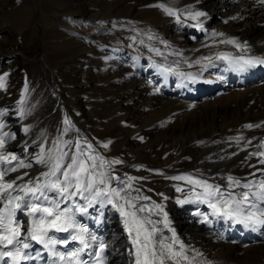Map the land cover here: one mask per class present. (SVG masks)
Instances as JSON below:
<instances>
[{"label": "bare ground", "instance_id": "1", "mask_svg": "<svg viewBox=\"0 0 264 264\" xmlns=\"http://www.w3.org/2000/svg\"><path fill=\"white\" fill-rule=\"evenodd\" d=\"M83 1L96 8L97 23L90 24L89 27L82 24L83 28L80 29L75 22L61 28L64 31L61 36H67V39H62L60 43L75 44L79 39L82 51L77 59V65L85 68V72L89 70L91 74L92 69L103 63L107 64L106 71L109 72L104 77L106 80L102 78L107 83L98 90L101 92L96 96L97 101L89 104V117L86 119L81 118L82 111L74 113L68 108L60 89L54 92L55 102L52 110L57 112L58 118L51 138L55 139L61 135L63 121L67 116L75 128L65 134L63 139H76L78 136L86 139L107 159L108 153L118 144L122 147L124 141L125 158L129 162L144 165L139 167V170L146 172L147 176L138 179L143 186L137 182L138 180L134 182L135 186L141 189L142 195L151 197V200L157 203L162 202L161 196L153 195L145 187L150 186V181L154 180L155 176L162 178L163 185L159 193L168 197L163 203L171 221L170 226L175 230L179 241L185 245L187 255L196 257L195 264H264V244L243 248L218 242L199 226L200 220L197 221V215L194 214L197 212L209 214L211 210L208 206L196 203L178 205L177 198L188 195V186L183 181L166 178L199 172L210 182L222 185L226 183L224 178L228 175L242 181L264 178L256 172L257 168H264L258 164L257 157L245 161L249 152L257 151L256 145L259 143L260 135L264 134V85L243 91L232 90L217 98L197 102L181 101L177 97V94L185 91L196 94L198 92L196 84L211 86L218 83L213 75H209L210 67L205 68L207 61L189 67L192 61L214 56L226 50L237 51L234 45L214 43L212 32L224 34L223 37H216V41L227 38L241 43L246 39L251 44V51L264 55L263 0H198V2L171 0L169 6L174 9H185L189 5H194L196 10L205 12L207 17L200 18L203 21V31L186 26L196 23L192 20H186L185 26L177 24L174 16L167 15L161 8L155 6L167 0ZM37 2L38 0H0V24L1 20L5 19L4 16L14 12L17 17L14 16L16 25L21 31L31 22L33 6ZM181 19H184L183 15ZM48 23L44 29L49 31L51 27ZM0 31L2 33L0 66H3L12 62L9 55L14 53L9 51V46L7 47L10 43L7 32ZM149 33L155 35L157 39L149 41L147 39ZM133 36L137 37L135 44L130 39ZM48 39L50 40L49 36ZM141 39L144 40V44L139 43ZM148 45L159 48L163 55L157 56L150 52ZM176 52L182 55H169ZM135 57L138 59H134ZM177 60L181 61L179 65L173 63ZM154 61L163 66L198 75L195 81L185 86L174 80L177 75H165L158 71ZM52 73L54 80H57L60 75L58 69H54ZM26 85L27 92L25 85L22 89L24 99H27L29 90L28 84ZM19 101L18 98L12 99L6 78V87L0 89V109H6L7 114L0 117V121L5 125L0 131L10 132L15 136L14 140L9 141L8 150L29 161L35 158L30 156L32 148H29L37 133L36 123L28 126L24 124L23 117L19 115L21 110V106H18ZM246 124L262 126L248 129L244 127ZM26 127L29 129L27 133L23 131ZM117 128L123 133L122 140L120 134L117 139L110 138L111 144L107 149L100 147L102 144L94 142L96 136L111 137ZM238 135L252 139V144L246 150H241L243 142L237 146L234 141L228 140V137ZM217 141L219 143H216ZM233 152L237 154L232 155ZM222 156L226 158L220 159ZM25 170L34 176L43 169L40 165H35L33 169ZM254 172L255 177L250 175ZM18 174L20 173L12 175ZM176 186L184 187L185 191L177 192ZM100 211L103 212L102 216ZM100 211L89 209V215L86 217L92 225L105 228L111 263L133 264V257L130 255L131 244L119 212L111 206ZM152 219L156 220L159 217L153 216ZM97 220L100 222L97 223ZM163 231L170 240L172 233L166 229Z\"/></svg>", "mask_w": 264, "mask_h": 264}, {"label": "snow or ice", "instance_id": "2", "mask_svg": "<svg viewBox=\"0 0 264 264\" xmlns=\"http://www.w3.org/2000/svg\"><path fill=\"white\" fill-rule=\"evenodd\" d=\"M170 3L171 0H167L155 6L167 15L174 16L177 24L185 26L186 20H192L196 23L186 26L204 30L200 18L207 17L205 12L196 10L194 5L174 9L169 6ZM182 15L184 19H181ZM223 36V33H211L214 43L234 45L236 53L219 52L214 56L201 57L192 61L189 67L207 61V68L213 66V60H218L225 61L232 71L243 73L250 67L264 65V57L249 55L250 49L246 43L241 44L235 39L227 38L216 41V37ZM130 39L134 44L137 42L136 36ZM147 39L153 41L157 37L149 33ZM139 43L144 44V40H139ZM147 47L155 55H163L154 45ZM169 55L182 54L176 52ZM153 63L165 75H177L191 81H195L198 75L163 66L155 61ZM173 63L179 65L181 61ZM7 76L8 73L0 75V89L6 87ZM217 79L221 80L223 77L218 76ZM24 102L22 96L19 103L22 106ZM6 114V109H0V117ZM19 115L23 117V107ZM63 123L61 135L55 139L41 134V139L46 143L39 145L38 154L29 161L8 150V143L15 136L10 132L0 131V264H35L37 260H46L47 264H104L107 243L78 217L88 216L89 209L100 211L107 206L119 212L122 218L131 244L133 264H195L196 257L187 255L185 245L179 241L175 230L170 226L171 221L163 203L168 197L157 193L162 197V202L157 203L151 197L142 195L141 189L134 182L143 178L127 174L124 177L116 175L115 166L123 161L119 158L107 159L86 139L79 136L76 139H63L65 134L75 128L67 116ZM4 126L0 121V129ZM261 126L244 125L248 129ZM23 131L27 133L29 129L26 127ZM228 140L234 141L237 146L243 142L241 150H246L253 142L243 135L230 136ZM110 144L111 141H108L100 147L107 149ZM256 147L257 151L249 152L245 161L257 157L258 164L264 165V140ZM35 165H40L43 170L33 176L25 169H33ZM17 172L20 174L12 175ZM256 172L264 177V168H257ZM250 175L255 177L256 173ZM166 178L183 181L188 186V195L177 198L178 205L206 204L211 210V217L242 224L253 231L264 225V178L242 181L228 175L224 178L226 183L223 185L210 182L199 172ZM176 191L183 193L185 189L176 186ZM194 214L201 215L199 212ZM100 215H103L102 211ZM153 216L159 219L153 220ZM201 222L211 223V220L208 215H204ZM160 225L163 227H159ZM164 229L172 233L170 240L164 235ZM72 244L76 246L70 249ZM36 245L40 247L36 248Z\"/></svg>", "mask_w": 264, "mask_h": 264}, {"label": "rangeland", "instance_id": "3", "mask_svg": "<svg viewBox=\"0 0 264 264\" xmlns=\"http://www.w3.org/2000/svg\"><path fill=\"white\" fill-rule=\"evenodd\" d=\"M50 1L53 0H38L37 4L33 6L31 22L21 31L16 25L17 17L14 12L13 14L8 13L4 16L3 18L5 19L1 20L0 24V30L6 31L10 38V43H8L9 45H7V47L9 46V51L14 53L9 55V59L12 60L10 64H8V62L7 65L0 66V75L8 73L7 88L13 100H15V98L21 100L24 86H21V91L19 92V84L22 80L26 79V76L29 75L28 77H30L29 82L24 84L26 85L29 83L32 91V95L27 103L26 112L24 107L27 99H24L25 102L22 105L24 111V124L28 126L36 123L37 133L35 134V139L30 144L29 149L32 148L30 156H36L38 154L39 145L41 144L40 136L42 133L44 134L45 132V136L48 135L49 138L54 134V125L56 124L58 114L55 110H52L55 102L54 92H52L54 81L52 71L58 69L60 72L55 82H59L61 87L64 86L67 94H64L63 91L62 94L68 104V108H71L74 113L82 111L81 118L84 119L89 117L88 113L90 108H88V106L97 101L96 96L101 92H98V90L107 83V81H103L102 78L109 72L106 71L107 64L104 63L92 69L91 74L89 70L85 72V68L83 69L81 66L77 65V59L82 51L79 39L75 44L63 45L60 43L62 39L67 37L61 36V34L64 33L61 28L70 24H75V22H77L80 29L83 28L82 24L90 26V24L97 23V15L95 14L96 8L90 6L88 2L83 0H64V2L62 0H56L57 2L54 0L55 2L53 1V3ZM30 4L29 2V5ZM93 14H95V17ZM47 23L48 26L51 27L49 31L44 29ZM0 34H2L1 31ZM47 54L51 56V58ZM26 69H28V72ZM68 94H70V96H68ZM65 95L67 96L65 97ZM18 106H21L20 103H18ZM119 134L122 140L121 136L123 133L117 128L114 130L111 137L108 135L96 136L95 141L98 144H103L109 141L110 138H117ZM123 143L124 141L122 142V147L118 144L117 147L107 155L109 160L119 158L123 161L122 164L115 166L116 174L125 176L123 172H129L127 173L128 176L136 178L143 177L144 179L147 176L146 172L143 171V173L142 170L135 167L140 164L132 161L129 162L125 158V153L123 152V147L125 148V145H123ZM155 177L154 180L150 181V186H145L148 191L151 189L149 192H152L153 195H157L160 187L163 185L162 178L160 176ZM137 182L139 184L141 183L140 185L143 186L142 182H139V180Z\"/></svg>", "mask_w": 264, "mask_h": 264}]
</instances>
